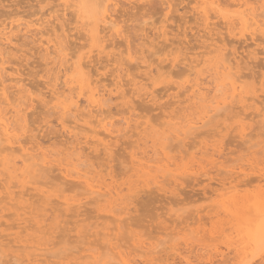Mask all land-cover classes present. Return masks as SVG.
I'll list each match as a JSON object with an SVG mask.
<instances>
[{
    "label": "rangeland",
    "instance_id": "rangeland-1",
    "mask_svg": "<svg viewBox=\"0 0 264 264\" xmlns=\"http://www.w3.org/2000/svg\"><path fill=\"white\" fill-rule=\"evenodd\" d=\"M69 1L71 2V0ZM69 1L66 0V3ZM113 1L117 2L114 14L116 18L118 17V27L120 26V31L122 30L123 32L121 31L118 35L111 34L108 36L109 34H105L103 31L100 32V30H98L99 34H102V40L98 33L95 36L97 38L96 40L86 37L88 33L83 29L84 25H81L86 21H91V19L92 21L89 22L91 23V27L95 24L99 25L103 11L102 8H95L94 13L92 12V14H90L87 5L84 4L81 10V20L76 18L74 15L75 13L71 9H69L70 11H66L67 17L57 18L60 24L64 23L63 26L66 28L65 31L67 34L69 33L67 36L70 37V39L66 37L67 41L65 39L66 42H64L65 45L67 44L66 46H68L67 52L75 55L72 61L76 64L78 61L81 62L83 67L88 63V69H83L86 77L90 80L92 78L96 80L99 79V81L95 83V80H93L91 86L97 83V88L101 89L106 85L108 89H113L115 87V82H117L116 80L123 75V70L125 69L124 65L126 67L125 70L128 75L124 70L125 75L120 78V80L122 79L121 84L123 83L122 90L121 88L119 89L122 93L125 91V98L123 97V99L120 97V92L118 90V92L114 91V89L112 93H110V97L107 98L106 95L107 100L105 103L108 104V106L105 104L103 107V109L105 108L111 113L109 114L106 110H104L106 111L105 114L103 112L107 117L108 114L110 115L109 119L111 117L110 121H113L114 124L116 123L115 127L124 128L122 130L120 129V132H115L117 135L112 134L111 136H107L105 133H97V131L101 132L102 128L100 126H95L97 125L95 118H93V120L96 123L94 121H92V125L89 123V125L94 128L93 130L85 127L82 130L75 128L76 130L71 132V128L70 134L67 133L68 131H65V134L61 126H59L58 119L55 118L57 117L54 113L55 111L53 112L52 110L51 112V106L55 102V98H53V100L50 99L51 96L49 98L48 93L50 92H48V89L52 88L51 83L54 84V79L55 90L59 91V93H66L65 84L63 86L64 75L62 74L65 73V71H63L62 68H66L70 76L76 75L75 77L77 81L79 78L80 83V77L77 73L75 63L72 64L68 62L64 64L65 67L64 65L59 66L57 63L58 59L55 58V63L53 64L50 60L54 55L45 54V50L40 47L41 41H39V39L42 40L44 37H49L48 31L53 29L55 31L59 30L56 34L60 33V24H58L59 22L54 18L55 16L53 14H55V12L52 13V11L60 8L58 4H61V0H0V21L2 22L4 19V23H8L12 18L14 20L17 17L26 18L27 20H29V18L35 19L43 13L41 16L43 18H41L43 20L42 26H33V30L30 32L13 30V45L10 47L12 50L9 48V57L11 56L10 58H14L12 60L15 62H12V60L8 62V59H10L8 54L4 57L3 63L0 60V83L4 85L7 84L8 86L11 85L12 82L14 84L15 78H22L21 83L29 88L28 91L32 93L31 98L34 99L32 101V106L28 110L30 114L27 113L28 115L26 117L29 120H26L28 127L26 124L27 128L25 133L22 134L21 140L23 139L22 142L24 143L25 141L26 144L31 141V144H27V146L30 145V147H33L36 142L38 143L40 141L41 146L38 143L40 149L39 147L38 149L34 147L35 150H38V153L39 150L40 152L45 151L50 154L54 153L53 155L51 154L53 157L48 153L49 158H53L55 161L58 159V162L52 159V164L45 166L41 171H35V176L21 177L22 179L19 178V175L16 176L18 178L10 177L11 179H5V177H7L4 176L6 173L2 174V172L4 173L5 171H1L2 166L0 165V264H18L21 262V258H23V264H26L29 262V260H27L30 259L29 257L32 258L31 260H33V258L34 260L35 258L38 260L41 259L40 264H61L62 262H65L63 264H67L68 260L72 262V264L73 262L75 264H107L108 262V264H112L111 261L115 262L113 264H118L119 261L117 259L124 258L122 253L124 256L128 255L127 260H131L132 264H239V262L244 259L251 260L252 264H264V255L260 253L256 244L253 242L256 235V226L259 224L260 217L258 211H255L256 209L252 208V206H250L251 210L249 208L247 209V206L249 207V203L252 202L251 200H254L255 197H261L260 199L264 201V116L262 113H258L260 109L264 111V37L259 36L257 39L258 42L256 41L258 44L255 45L248 37L239 34L241 31V33L247 34V30L245 31L240 26L234 29L236 31L233 36L221 26L224 21L215 16H213L211 20L216 22H211V24H213H210L209 29H212L215 24L216 27L222 29H213L215 32L213 30H211L212 32L209 31L208 28L206 29L209 25L204 26L203 23L200 24L202 20L196 11L199 3L195 0ZM247 1H250L249 5L260 3L259 0ZM241 2H246V0H241ZM233 6L225 1L222 2V10L225 11H222V13L225 15L229 14L228 11L232 12L235 9ZM258 6L259 9H257ZM254 7L256 6L254 5ZM257 8V12H261L262 8H260V5H257ZM48 9L50 10L48 11ZM44 12L46 14H44ZM210 12V14H212V11ZM9 15L12 18H9ZM87 17H89V20ZM92 17H95L97 20L95 18L94 20ZM83 18H85V21ZM69 19L72 21L70 22ZM44 25L47 28H44ZM238 27H240L239 30H237ZM44 29L45 31L48 30L47 34L41 36V33H46ZM218 29L220 31H218ZM102 32L106 35L104 39H106V41L108 40L107 45H111L107 47L103 45L105 41L102 36L105 35ZM219 32H221V35H219ZM50 33L54 35L53 32ZM210 33H218L217 35H212L214 41L216 40V44L221 43L219 40L221 36L222 39L224 38L223 41H225V43L222 42L221 44L223 46L226 44L224 47L226 51L223 50V53L224 51H230V54L232 51H235V55L240 59L239 66L242 67H240L241 71L239 73L240 77L238 83L243 88H241L242 99L239 100L237 96L236 100H232L227 108L223 111L221 110L223 112L222 116H220L221 112H219V116L211 117L212 119H208L203 126L191 130L190 133H185L187 136L181 134L182 136H179L181 140L178 138L181 141L179 143V141L173 139V127L171 126V122L174 123L177 121L175 125H172L178 127L179 124L182 123L180 119L184 118L181 117L185 114L190 118L194 117V115L195 117H199L201 115L200 113L203 111L201 107L204 105V102H201L198 97L195 99L200 100H197L200 103L196 100L193 101L194 97L190 96V78H192V82L194 76L197 82L203 81L201 82L202 84H200L205 88L203 91L208 90L209 97L212 94L210 92L211 88H213L212 86L216 81L211 77L215 76L212 72L213 69H211V73L209 72L210 64L208 66V71L206 70V65L208 64L206 58L214 55L210 52L215 44L214 41L213 43L211 42ZM56 34L55 36H57ZM49 35L50 38H55V36ZM59 35H61V33ZM86 38H88V40L90 39L89 42L86 41ZM99 39L101 41H99ZM98 44L101 47H98ZM80 45L84 47H80ZM103 46L106 48H103ZM242 46H245V49ZM246 47L252 51L250 50L249 52V50H246ZM97 48L101 49V53L98 52L99 50L97 51ZM157 48L161 49L157 51ZM243 50L245 52L247 51L246 57H244L246 53ZM253 50L256 52H253ZM241 52L242 54H240ZM80 53H82V55L85 54V56L91 55L92 58L91 56H86L88 59L86 57L82 58L83 56ZM249 53H252L253 57H255V53H257V58L255 57L253 59L251 57L252 55L248 57ZM118 56L120 61H127V64L121 62L123 63L122 68L124 69L120 72L119 70L121 69H114V67H116L115 65L119 64L116 63L120 62L117 60ZM141 58L143 60H141ZM116 60L117 62H115ZM200 60H204L207 64L205 66L201 65L203 61ZM84 61H86V63ZM191 61H194L193 63L199 61L201 64L197 65L199 67L193 66L191 69ZM47 63L48 65H46ZM147 63H149V66ZM84 64L86 65L84 66ZM68 65L69 67H67ZM157 65L159 66L158 71L156 70ZM3 66L4 68H2ZM12 68H14V71ZM155 70L157 72H155ZM116 71H118V73ZM71 72L76 73L73 75ZM88 73H91V75ZM146 73L148 76H146ZM158 73L160 74L158 75ZM195 73L198 74V76H196ZM199 73L201 75H199ZM116 74L119 75L118 78H115L117 77ZM49 75L52 79H50L51 77ZM92 75L94 77H91ZM218 76L219 75L214 77V79L216 78L217 81L219 80L220 82L225 81L223 75L219 77L220 79L217 78ZM137 77H141L140 79H143V81L139 79L136 80L135 78ZM145 77L149 78L146 80ZM130 78L131 80L134 78L135 82L142 81V83H145L144 88L145 90L147 89V91L142 87L143 84L139 86V88L142 87L143 89L142 91L140 90L141 88L139 89V92L141 91L140 93L142 94H140V97L139 94L136 93L138 91L137 89V91L133 90L138 96L132 93L133 80L130 81ZM125 81L130 82L126 83ZM219 81L217 83H220ZM125 83L127 85H124ZM13 84L8 87V91L9 89L11 90L10 95L11 92H15L16 89L13 87ZM50 84L51 86H49ZM81 84H84V82H81ZM99 84L103 85L101 86ZM177 85L181 86L178 87ZM227 85L228 84H226V86ZM223 87H225V85ZM227 87L229 88V85ZM186 88L189 91H187ZM228 88L225 87V89ZM43 91H45V93ZM66 91L68 92V90ZM144 94L150 95L149 98L146 95L144 96ZM80 96V98H75L79 101L77 102L79 106L77 109L78 111H76L79 112L81 110L82 112L79 113L82 114L87 110V101L85 100L87 95L85 97L83 95ZM250 96H256V100H258H255L256 103L254 105H251L252 102L250 98L248 100ZM191 97L193 102L191 101ZM82 98H84V100ZM44 99H46V101H44ZM47 99L50 100L51 103H47ZM127 99H129L128 102ZM259 100H263V103H260ZM46 103L49 104L51 108H49ZM197 104L200 105L198 106ZM255 105L259 107L253 108ZM128 106L129 108L133 106V108L128 110ZM187 107L190 108L188 109ZM76 111L74 112L75 115L77 113ZM79 113H77V115H79ZM174 115L177 116L175 117ZM84 117H86V115ZM125 117L129 120L131 119L129 121L130 124L129 122L128 124L125 123L127 122L125 120H128ZM242 117L244 119H242ZM123 118H125V120ZM122 119L125 121L124 123ZM184 119L183 121L186 122L187 120ZM184 124L182 123L181 125ZM57 125L59 127H57ZM128 125H130V127ZM217 125L218 127H216ZM144 127L145 129H143ZM166 127L169 130L166 129ZM27 129L30 131L28 132ZM184 129H186V127ZM84 131H86V139L84 138L85 133H81ZM73 133L75 134L73 135ZM165 133L171 134L169 142L166 139L167 137H165ZM115 135L119 138H116ZM25 137L29 140L27 141ZM97 137L100 139L103 138L107 143L108 141L112 143V141L116 139L114 142L117 143L113 142L112 148L109 144V149L111 150H109V152L107 150L106 152V148H102V146L105 145V141H101L102 145H100V142L97 143L99 140H97ZM105 137L106 139H104ZM107 137H109L108 140ZM110 138L112 139L110 140ZM2 142L4 141L0 138V148L5 144V142L3 144ZM175 142L178 143L175 145ZM26 144L24 145L26 146ZM32 144L33 146H31ZM27 148L30 149L29 147ZM41 148L43 151H41ZM0 150V155L2 157V149ZM132 152H134V154L136 153L138 157ZM155 152H157V154ZM164 152L165 154H163ZM132 154L137 157L136 159L144 155V159L146 158L149 160L151 157V159L156 158V161L155 159L152 160V162L151 159L150 161L141 160L140 162L144 164L143 170L140 165H138V167L136 166L135 162L137 161L136 159L133 160ZM17 155L18 154H16V156ZM77 155L79 156L78 162L82 160L81 165H77L78 168L86 170L91 169L89 174L91 173L92 176H95L93 179H100V182H103L101 177L105 175L103 178L106 179V183H111L107 186H111L112 183L113 185L111 187H114V185L116 187L118 186L117 188L114 187L110 189V198H115L111 199L115 201V205L112 201L110 202L111 204L113 203L112 205L104 201L106 204L105 206L108 205L106 208L103 206L104 204L102 205L103 201H101L102 203L100 201L97 203L94 202L99 198L95 197L94 200V196L92 195H90L91 198L90 196L89 198L86 197L88 194L85 193L82 179H80V181L74 176L75 178L72 177L70 179L67 178L68 180H63L64 176L62 175L64 174L61 168H59V163L66 161L63 160L65 157L68 158L70 156L72 159V157L76 158ZM163 155L173 159L169 160V158ZM160 157L165 158L163 159ZM130 158L135 161L133 162L135 165L131 163L132 161ZM147 162L150 164L152 163L151 165H153V168L150 165L145 167L146 164H149ZM65 163L66 162L63 164ZM165 163H169L168 166L165 165ZM71 167L69 168L71 169ZM135 167L136 171L134 170ZM147 167L149 170L146 169ZM157 167L159 168L158 170L156 169ZM184 167L187 168L185 169ZM73 168L74 167H72V169ZM137 168L139 170H137ZM92 170L95 172L92 173ZM99 171L103 174L98 175ZM137 171H140L137 173L138 176L136 175ZM163 171H166V177ZM15 173L17 174V171ZM89 174L87 176H89ZM95 174L100 176V178ZM177 175L178 178L176 177ZM55 179H57V181H55ZM71 180L73 181L71 182ZM77 180H79L81 184H79ZM98 180L96 179V182H94L98 183ZM7 186L10 188L7 189ZM47 189H50L49 192L47 191L50 195L48 198H46L47 195L45 197V195H41L40 193V190L46 191ZM116 192H121V195L119 194L120 197H118ZM12 195H15L16 197L14 196V198L16 199L12 198ZM18 196L20 197V201L18 200ZM66 199L69 200V205L64 203ZM236 199H239V205ZM242 200H246V203ZM110 206L113 208L110 209ZM249 213L252 214V216ZM253 224H256V226ZM113 244L114 246L117 245L119 251L116 248L113 249ZM110 247L112 248L110 249ZM95 250L98 255H100L99 257L94 258L91 256ZM112 251L116 253L120 252V254H117L118 258L114 256L116 255L115 253L112 254ZM254 252L255 255H253ZM74 253L80 258L81 256L83 257L78 259ZM88 253L92 258L87 256ZM85 254H87V257ZM41 257H44L45 260ZM72 257L74 258L72 259ZM50 260H54L55 263ZM38 263L35 261L33 264Z\"/></svg>",
    "mask_w": 264,
    "mask_h": 264
},
{
    "label": "bare ground",
    "instance_id": "bare-ground-1",
    "mask_svg": "<svg viewBox=\"0 0 264 264\" xmlns=\"http://www.w3.org/2000/svg\"><path fill=\"white\" fill-rule=\"evenodd\" d=\"M69 1V0H68ZM141 1V0H140ZM196 2H198L199 3V6L197 5V8H196V11L198 12V14H199V16L201 17V23L200 24H204V26H207V25H209V27H206V29L208 28V30L209 31H211V30H213V29H217V28H219V27H216L215 25L212 27V29H209L210 28V24H211V22H216V21H212L211 19H212V17L213 16H215V17H217L218 19L220 18L221 20H223L224 22H223V25H221L222 27H224L226 30H227V32H229V34H232L233 36H234V33H235V31L236 30H234L237 26H240L242 29H244L246 32H247V34H245V33H241V32H239V34H241L242 36H244V37H248L255 45H257L258 43V41H257V39H258V37L260 36V37H264V0H259L260 1V3L259 4H253V5H249V2L246 0V2H241V0H195ZM226 2V3H228V4H230V5H234L233 6V8L235 7V9L231 12V11H228L229 12V14H224V13H222V2ZM252 1H254V0H252ZM256 1V0H255ZM258 1V2H259ZM70 2V1H69ZM69 2H67L66 3V0H61V4H58V7L60 6V8H57V9H53L52 7V9L54 10V11H52V13L53 12H55V14H53L55 17V19L59 22V20L58 19H60V17H64L65 18V16H66V11H68L69 9H71V10H73V12L75 13L74 15L76 16V18H78L79 20H81L82 19V13H81V10L83 9L82 7H84L83 5L84 4H86L87 5V8H88V12L90 13V14H92V12L94 13V10H95V7H93V5H107L108 7L107 8H104V7H101L102 9H103V11H102V16H101V19H100V23H99V25L98 24H95L94 26H90V24L91 23H89V22H91L92 21V19H91V21L89 20V17H87L88 18V22L86 21V22H84V24L82 23L81 25L83 26L84 25V27H83V29L88 33V34H86L85 32V34L87 35L86 37H89V38H91V39H93V36H92V33L93 32H95L96 33V35H97V33L99 34V31L98 30H100V32L101 31H103L105 34L107 33V34H109L108 36H110L111 34H120L121 33V31H120V26L118 27V24H119V20L115 17V14H114V10H115V5H116V3L117 2H115V1H113V0H74V1H72L71 0V2L69 3ZM94 2V3H93ZM120 2V1H119ZM248 2V3H247ZM93 3V4H92ZM251 3H253V2H251ZM55 5H57V4H55ZM54 5V6H55ZM119 5V4H118ZM254 5L256 6V7H254ZM257 5H260V8H262L261 9V12H257V9H259V6H258V8H257ZM170 6V5H169ZM225 6V5H224ZM117 7V6H116ZM165 7V6H164ZM163 7V8H164ZM241 7H243V8H241ZM119 8V7H118ZM166 8V7H165ZM257 8V9H256ZM100 9V8H99ZM117 9V8H116ZM172 9V8H171ZM50 9H48V11H49ZM87 10V9H86ZM118 10V9H117ZM7 11V10H6ZM70 11V10H69ZM116 11V10H115ZM172 11V10H171ZM210 11H212V14H210L211 12ZM105 12H107V15H105ZM223 12H225V11H223ZM227 12V11H226ZM10 13V12H9ZM21 13V12H20ZM23 13V12H22ZM42 13V12H41ZM50 13H51V11H50ZM43 14V13H42ZM42 14H41V16H42ZM44 14H46L45 12H44ZM71 14V13H70ZM22 15V14H21ZM26 15V14H25ZM94 15V14H93ZM194 15V14H193ZM34 16V15H33ZM40 15L37 17V18H35V19H30L29 17V20H27L26 18H21V17H17V18H15L14 20H13V18L9 15V18H12V20H10V21H8V23L6 24V23H4L3 22V20H2V22L0 21V60L2 61V63L4 62V57L8 54V57H9V48L13 45V30H18V31H22V30H24V31H28V32H30L31 30H33L32 29V27L33 26H42V24H43V18L41 17ZM52 16V15H51ZM72 16V15H71ZM84 16H86V15H84ZM83 16V17H84ZM88 16V15H87ZM91 16V15H90ZM117 16V15H116ZM119 16V15H118ZM8 17V16H7ZM6 17V18H7ZM47 17V16H46ZM67 17V16H66ZM5 18V19H6ZM42 18V19H41ZM58 18V19H57ZM86 18V19H87ZM93 19L95 18V17H92ZM198 18V17H197ZM8 19V18H7ZM73 19V18H72ZM96 19V18H95ZM94 19V20H95ZM217 19V20H218ZM48 20V19H47ZM70 20V19H69ZM83 20L85 21V18H83ZM97 20V19H96ZM118 20V21H117ZM211 20V21H210ZM46 21V20H45ZM68 21V20H67ZM72 20H70V22H71ZM219 21V20H218ZM46 22H48V21H46ZM53 22V21H52ZM66 22V21H65ZM54 23V22H53ZM96 23V22H95ZM98 23V22H97ZM45 24V23H44ZM49 24V23H48ZM58 24H60V22L58 23ZM64 24V23H63ZM63 24H60V33H61V35H59V34H56V32L57 31H59V30H57V31H55V30H50V31H48V33L49 34H51V36L53 35L52 33H50V32H53L54 33V35L53 36H55V34L57 35V36H55V38H53V37H51L50 38V35L48 34V36L49 37H47V38H43L42 40H40L39 39V41H41V46L40 47H42L44 50H45V54H47V55H51V54H53L54 55V57H52L51 58V60H50V62H52L53 64L55 63V58L56 59H58L57 60V63L59 64V66H63L64 64H67L68 62H70V63H72V64H74L75 62H73L72 60H73V58L75 57V55L74 54H70L69 52H67L68 50V46H66L65 45V42L67 41V39H66V37H68L67 35L69 34H67L66 33V28H65V26H63ZM213 24V23H212ZM211 24V25H212ZM51 25V24H50ZM53 25H55V24H53ZM71 25V24H70ZM217 25H218V23H217ZM219 25H220V23H219ZM46 26H48V25H46ZM78 26V25H77ZM98 26H101V27H98ZM56 27H57V29H58V26L56 25ZM80 27V26H79ZM240 27H238V29L237 30H239V28ZM44 28H47V27H45V25H44ZM68 28H69V26H68ZM72 28V27H71ZM98 28H100V29H98ZM204 28V27H203ZM223 28V29H224ZM81 29V28H80ZM117 29H119V31H117ZM205 29V28H204ZM219 29H222V28H219ZM218 29V31H220ZM225 30V31H226ZM234 30V31H233ZM36 31V30H35ZM47 31H45V29H44V32H46V33H41L40 35L42 36L43 34H47ZM55 31V32H54ZM214 31V30H213ZM217 31V30H216ZM224 31V32H225ZM68 32V31H67ZM102 32V33H103ZM123 32V31H122ZM165 32V31H164ZM206 32V31H205ZM212 32V31H211ZM215 32V31H214ZM223 32V33H224ZM226 32V33H227ZM16 33V32H15ZM37 33V32H36ZM35 33V34H36ZM82 33V32H81ZM103 33V34H104ZM207 33V32H206ZM221 32H219V35H221L220 34ZM237 33V32H236ZM17 34V33H16ZM104 34V35H105ZM211 34V33H210ZM214 34H216V33H214ZM214 34H211V39H212V41H211V39H210V41L213 43V41H214V38H212V35H214ZM218 34V33H217ZM216 34V35H217ZM225 34V33H224ZM245 34V35H244ZM38 35V34H37ZM59 35V36H58ZM79 35V34H78ZM84 35V34H83ZM95 35V36H96ZM102 35V34H101ZM101 35L99 34V36H100V39H101ZM223 35V34H222ZM247 35V36H246ZM22 36H24V35H22ZM206 36V35H205ZM210 36V35H209ZM20 37H21V35H20ZM19 37V38H20ZM115 37V36H114ZM113 37V38H114ZM220 37V36H219ZM226 37V36H225ZM26 38V37H25ZM39 38V37H38ZM69 39H70V37H68ZM102 38H103V40L105 41V43H106V45H105V43L103 42V45L104 46H109V45H111V44H108L107 45V41H106V39H104V38H106V35L105 36H102ZM162 38H164V37H162ZM215 38H217V37H215ZM221 38V39H220ZM219 38V40L221 41V43L223 42V43H225V41H223V39H222V36ZM55 39V40H54ZM65 39H66V41H65ZM83 39V38H82ZM87 40L86 41H88L89 42V40H88V38H86ZM97 38L95 37V40H96ZM99 39V41H101ZM218 39V38H217ZM246 39V38H245ZM111 40V39H110ZM219 40H217V41H219ZM227 40V39H226ZM18 41V40H17ZM38 41V42H39ZM65 41V42H64ZM92 41V40H91ZM219 41V42H220ZM239 41H240V39H239ZM257 41V42H256ZM69 42V41H68ZM87 42V43H88ZM110 42V41H109ZM215 42V44L213 45L214 47L212 48V46H211V50H210V52L212 53V55L213 56H209L208 58H206L208 61H204V60H206V59H204V60H200V61H203L202 63L203 64H201L199 61L198 62H196V63H193L192 61H191V63L190 64H192V67H191V69L193 68V66L195 67H199V66H197V65H206V67H207V71H208V69L210 70L209 72L211 73V69H213L212 70V72L215 74V76L214 77H216L217 75H219L217 78H219L220 76H222L223 75V79H225V81H223V82H220L219 80V82L220 83H217L218 81H217V79L215 78L214 79V77L213 76H211V74H210V76L213 78V80L215 81V83H214V85L212 86L213 88H211V96L209 97V94H208V90H206V91H203L205 88H203L202 86H201V82H203V81H199V82H197L196 81V77L194 76L193 77V82H192V78H190V80H189V82L191 83L190 84V96H192V97H194V100L193 101H197L198 99H200L201 100V102H204V105L202 106V107H204V108H202L201 107V109L203 110L202 111V113H200L201 115L199 116V117H195V115H194V117H192V118H190L189 116V119H188V117L186 116V114L184 115V116H182L181 118H183L184 120H187L186 122L185 121H183V119H180V120H182V123L184 124V122H185V124L184 125H181L182 123H181V121H180V123L181 124H179V122H178V124H179V126L178 127H174L173 125H175L176 124V122L177 121H175L174 123L173 122H171L172 124H171V126L173 127V129H172V134H173V139H176L177 141H179V143L181 142L180 140H181V138L179 137V136H182V135H184L185 133H190V131L191 130H194V129H196V128H198V127H200V126H203V124H205L207 121H208V119H210L211 117H213V116H219L220 114V116H222V111L225 109V108H227L228 106H229V104L232 102V100H236V98H237V96H238V98H239V100H241L242 99V97H241V88H242V86L238 83V79H239V77H240V75H239V73H240V67H242V66H239V60L240 59H238V57H237V55H235L236 53H235V51H232L230 54H229V52L230 51H228V52H225L226 50H225V46H226V44L223 46L221 43H217L216 44V40L214 41ZM261 42V41H260ZM259 42V43H260ZM84 44V43H83ZM89 44V43H88ZM114 44V43H113ZM112 44V45H113ZM211 44V43H210ZM209 44V45H210ZM34 45V44H33ZM90 45V44H89ZM88 45V46H89ZM102 45V44H101ZM208 45V46H209ZM39 46V45H38ZM100 45L98 44V47H99ZM103 46V48H106V47H104ZM249 46V45H248ZM39 47V48H40ZM80 47H84V46H81L80 45ZM90 47V46H89ZM101 47V46H100ZM206 47V46H205ZM229 47V46H228ZM240 47V46H239ZM243 47V46H242ZM245 47V46H244ZM243 47V48H244ZM38 48V49H39ZM103 48H102V51H103ZM114 48H115V46H114ZM126 48H128V47H126ZM227 48V47H226ZM236 48H238V47H236ZM247 48V47H246ZM250 48V47H249ZM251 48H254V47H251ZM159 49H161V48H159ZM159 49L157 48V51H159ZM164 49V48H163ZM228 49V48H227ZM240 49V48H239ZM245 49V48H244ZM256 49H258V48H256ZM255 49V50H256ZM10 50H12L11 48H10ZM43 50V51H44ZM99 50V51H98ZM130 50V49H129ZM223 50H225L224 51V53H223ZM246 50H249L248 48L246 49ZM251 50V49H250ZM250 50H249V52H250ZM255 50H253V52L255 51ZM259 50V49H258ZM97 51L99 52V53H101V49H98L97 48ZM209 51V50H208ZM240 51V50H239ZM244 51V50H243ZM252 51V50H251ZM245 52V51H244ZM247 52V51H246ZM245 52V53H246ZM252 52V53H253ZM256 52V51H255ZM11 53V52H10ZM86 53V52H85ZM113 53V52H112ZM143 53V52H142ZM205 53V52H204ZM209 53V52H208ZM227 53V54H226ZM238 53V52H237ZM252 53L250 54L249 53V55H248V57L249 56H251L252 55ZM12 54V53H11ZM79 54V53H78ZM81 55H82V53H80ZM92 54V53H91ZM105 54V53H104ZM107 54V53H106ZM226 54V55H225ZM240 54H242V52L240 53ZM256 54V58H257V53H255ZM113 55V54H112ZM13 56V55H12ZM83 57L82 58H84V57H86L85 56V54H83L82 55ZM91 56V55H90ZM89 55L87 56V57H90ZM103 56V55H102ZM247 56V53H246V55L244 56V57H246ZM7 57V58H8ZM11 57V56H10ZM9 57V58H10ZM86 57V58H87ZM101 57V56H100ZM253 59L255 58V57H253V55L251 56ZM77 58H78V56H77ZM85 58V59H86ZM91 58H92V56H91ZM119 58V56L117 57V60H119L118 59ZM142 58H143V56H142ZM141 58V60H143ZM12 59H14V58H10V59H8L9 61L8 62H10V60H12ZM42 59V58H41ZM47 59V58H46ZM84 59V60H85ZM88 59V58H87ZM108 59V58H107ZM114 59H116V58H114ZM124 59V58H123ZM77 60V59H76ZM96 60V59H95ZM111 60V59H110ZM117 60L115 61V62H117ZM124 60H126V59H124ZM128 60V59H127ZM145 60V59H144ZM242 60V59H241ZM6 61V60H5ZM72 61V62H71ZM78 61V60H77ZM76 61V62H77ZM81 61H82V59H81ZM89 61V60H88ZM120 61V60H119ZM130 61V60H129ZM171 61H173V60H171ZM176 61V60H175ZM12 62H15V61H13L12 60ZM48 62V61H47ZM50 62H49V64H50ZM85 63H86V61H84ZM90 62V61H89ZM93 62V61H92ZM95 62V61H94ZM113 62V61H112ZM121 62H123V61H120V62H117L116 64H118V65H115L116 67H114V69L115 70H118V69H121V70H119V72L120 71H122V69H126V67H125V65H124V68H122L123 67V63H125V64H127V61L126 62H123V63H121ZM140 62H144V61H140ZM147 62V61H146ZM145 62V63H146ZM153 63V62H152ZM174 63H176V62H174ZM205 63V64H204ZM144 64V63H143ZM142 64V65H143ZM148 64V66H149V63H147ZM209 64L211 65L209 68H208V66H209ZM44 65V64H43ZM46 65H48V63L46 64ZM51 65V64H50ZM86 64H84V66H85ZM87 65H88V63H87ZM87 65L85 66V67H83L82 66V63L81 62H77V64L75 63V66H76V68H77V73H78V75H79V77H80V83H79V78H78V81H77V79H76V75H74V73H76V72H71V74H73L74 76H70L69 75V73H67L68 72V70L66 69V68H62L63 69V71H65V73H62L64 76H63V78H64V83H63V86H64V84H65V87H66V90H68V92L65 90V92L67 93H64V92H60L59 93V91H56L55 90V79H54V84L53 83H51L52 84V88H49L48 89V92H50V93H48L49 94V98H50V96H51V100H53V98H55V102L52 104V109H51V112H52V110H53V112L55 113V115H57V117H55L56 119H58V122H59V126H61V129H62V131L65 133V131L68 133V134H70V129L72 128V130H71V132L72 131H74V130H76L75 128H78V129H80V130H82V129H84L85 127H88L89 129H91V130H93L94 128H92L90 125H89V123L91 124L92 123V121H94L93 120V118H95L96 119V124L97 125H95V126H100L101 128H102V131L101 132H98L97 131V133H105V135H107V136H111L112 134L114 135V134H116L115 132H120L122 129L121 128H116L115 127V124L113 123V121H110V119H111V117H110V119H109V114H111V113H109V111H107L105 108L103 109V107H104V105L106 104L105 102H106V100H107V98L108 97H110V93H112V90H114V91H119V89L121 88V90H122V86H123V83L121 84V80H120V78L123 76V75H125V73H124V70H123V75L122 76H120V78L118 79L119 80V82H118V80H116V79H114V80H116L117 82H115V87L113 88V89H108L107 88V86H106V88H105V86H103L101 89L100 88H97L96 86L98 85L97 83V85L95 84L94 86H91V84L93 83V80H95L94 81V83L95 82H97V81H99V79H95V78H92L91 80L88 78V77H86V75L84 74V71H83V69H85V68H87ZM138 65H139V63H138ZM141 65V66H142ZM154 65V64H153ZM171 65H172V63H171ZM175 65V64H174ZM6 66V65H5ZM118 66V67H117ZM127 66V65H126ZM144 66H145V64H144ZM150 66H152V65H150ZM239 66V67H238ZM53 67V66H52ZM64 67H65V65H64ZM67 67H69V65L67 66ZM90 67H91V65H90ZM143 67V66H142ZM155 67V66H154ZM159 66L157 65V71L159 70V68H158ZM170 67V66H169ZM172 67V66H171ZM205 67V68H206ZM2 68H4V66L2 67ZM54 68V67H53ZM59 68V67H58ZM61 68V67H60ZM117 68V69H116ZM151 68V67H150ZM153 68V67H152ZM189 68H190V66H189ZM14 68H12V70H13ZM61 69V70H62ZM65 69V70H64ZM88 69V68H87ZM145 69H146V67H145ZM154 69V68H153ZM7 70V69H6ZM47 70V69H46ZM72 70H76V69H72ZM147 70V69H146ZM155 70V72H157ZM14 71V70H13ZM51 71V70H50ZM57 71V70H56ZM71 71V70H70ZM126 71V70H125ZM152 71V70H151ZM3 72H4V70H3ZM52 72V71H51ZM117 73H118V71H116ZM146 72V71H145ZM68 75H67V74ZM126 73H127V71H126ZM197 73V72H196ZM195 73V75L196 76H198V74H196ZM212 73V74H213ZM19 74H20V72H19ZM50 74V73H49ZM57 74V73H56ZM61 74V75H62ZM89 74V73H88ZM120 74V73H119ZM147 74V73H146ZM145 74V75H146ZM160 73H158V75H159ZM213 74V75H214ZM54 75V74H53ZM58 75H60V74H58ZM89 75H91V73L89 74ZM115 75V74H114ZM117 75V74H116ZM121 75V74H120ZM127 75H128V73H127ZM153 75H154V73H153ZM199 75H201L200 73H199ZM50 76V75H49ZM56 76V75H55ZM146 76H148V74L146 75ZM46 77V76H45ZM51 77V76H50ZM91 77H94L93 75L91 76ZM119 77V75H117V77H115V78H118ZM126 77V76H125ZM134 77V76H133ZM136 77V76H135ZM141 78V77H140ZM140 78H135L136 80L137 79H139V80H142L143 81V79H140ZM146 78V80L149 78V77H145ZM155 78V77H154ZM158 78V77H157ZM198 78V77H197ZM211 78V79H212ZM16 80H15V82H14V84H13V82H12V84H13V87H15L16 89H15V92H11V95H10V89H9V91H8V87L9 86H11V85H8L7 86V84L6 85H4V84H2V83H0L1 85H0V138H2L3 139V141L5 142V144H3L4 142H2V144H3V147H1L0 149H2V157H1V155H0V165L2 166V170L1 171H5L4 173L2 172V174H5L4 176H7V177H5V179L6 178H10V177H12V178H18V177H16V176H20L19 178H25L26 176H29V177H31V176H35L36 174L34 173L35 171H38V170H42L45 166H47V165H49V164H52V162H53V160L55 161V159H53V158H49V156H48V153L47 152H45V151H43V149L41 148V151H43V152H40V150H39V153H38V150L36 151L35 150V148L36 149H38V147H39V145H40V141L38 142L39 143V145H38V143L36 142L35 144H34V146H33V144L31 145V146H33V147H30V145L29 146H27V144L29 143V142H27V144H26V142L24 141V143L22 142L23 141V139L21 140V136H22V134L23 133H25V131H26V128L28 127V124L26 123L27 121L26 120H28L26 117H27V115L28 114H30V113H28L29 111V109H30V107L32 106V101H33V99L34 98H31V95H32V93H31V91H28V89L29 88H27V86L26 85H24V84H22L21 82H22V78L21 77H18V78H15ZM49 79V78H48ZM50 79H52V77L50 78ZM57 79V78H56ZM62 79V78H61ZM134 78L131 80V78L129 79L130 81H132L133 82V87H132V90L134 89V90H136L137 92V94H139V97H140V92L143 90L142 89V87L144 88L145 86H144V82L142 83V81H134L135 80ZM195 79V80H194ZM210 79V80H211ZM220 79V78H219ZM12 80V79H11ZM124 80V79H123ZM198 80H199V78H198ZM46 81V80H45ZM52 81V80H51ZM129 81V82H130ZM149 81H151V80H149ZM4 82V81H3ZM48 82H50V81H48ZM81 82H84V84H81ZM126 82V81H125ZM128 82V81H127ZM126 82V83H127ZM128 82V83H129ZM140 84H139V83ZM209 82V81H208ZM213 82V81H212ZM28 83V82H27ZM99 83V82H98ZM124 84V85H127V84ZM201 83V84H200ZM47 84V83H46ZM51 84L49 85V86H51ZM131 84V83H130ZM139 84V85H138ZM143 84V86L142 87H140L139 88V86L140 85H142ZM212 84V83H211ZM210 84V85H211ZM226 84H228L229 85V88L226 86ZM263 84H264V81H263ZM99 85H103V84H99ZM109 85V84H108ZM111 85V84H110ZM129 85V84H128ZM147 85V84H146ZM151 85V84H150ZM179 85V84H178ZM177 85V86H178ZM225 85V87L226 88H228V89H225V87H223ZM131 86V85H130ZM181 86V85H180ZM180 86H178V87H180ZM183 86V85H182ZM188 86H189V84H188ZM12 87V88H13ZM98 87H100V86H98ZM126 87V86H125ZM129 87V86H128ZM176 87V86H175ZM177 87V88H178ZM205 87H207V86H205ZM203 88V89H202ZM75 89H77V90H75ZM127 89V88H126ZM130 89H131V87H130ZM139 89L141 90L140 92H139ZM181 89V88H180ZM187 89V88H186ZM208 89H209V87H208ZM224 89V90H223ZM243 89V88H242ZM76 92H75V91ZM132 91V93H135V91ZM144 90H145V88H144ZM179 90V89H178ZM40 91V90H39ZM60 91H61V89H60ZM64 91V90H63ZM117 91V92H118ZM124 91V90H123ZM129 91V90H128ZM145 91H147V89L145 90ZM144 91V92H145ZM187 91H189L188 89H187ZM44 93H45V91H43ZM120 92V94L119 95H121L120 97H124L126 94H124V92L122 93L121 91H119ZM126 92H127V90H126ZM139 92V93H138ZM144 92H142V93H144ZM154 92V91H153ZM46 93H47V91H46ZM86 93V94H85ZM135 93V96L137 95ZM145 93H147V92H145ZM177 93V92H176ZM208 95H207V94ZM34 94V93H33ZM47 94V95H48ZM85 94V95H84ZM243 94V93H242ZM36 95V94H35ZM80 95H83L84 97L86 96V101H87V112L86 111H84L82 114H80L79 112H82L81 110L79 111V112H77L78 110V103L77 102H79L77 99H75V98H77V97H79ZM106 95H107V98H106ZM142 95V94H141ZM146 94H144V96H145ZM262 95V94H261ZM40 96V95H39ZM38 96V97H39ZM42 96V95H41ZM82 96V97H83ZM138 96V95H137ZM146 96H148V95H146ZM150 96V95H149ZM149 96H148V98H149ZM33 97V96H32ZM45 97V96H44ZM81 97V96H80ZM79 97V98H80ZM133 97V96H132ZM143 97V96H142ZM192 97H191V101H192ZM198 97V99H195V98H197ZM46 98V97H45ZM78 98V99H79ZM125 98V97H124ZM123 98V99H124ZM137 98V97H136ZM249 98H250V100H251V102H252V104L251 105H254L256 102H255V100L257 99L256 98V96H250V97H248V100H249ZM264 98V97H263ZM83 100H84V98H82ZM152 99V98H151ZM189 99V98H188ZM244 99V98H243ZM40 100V99H39ZM43 100V99H42ZM48 100V99H47ZM80 100V99H79ZM122 100V99H121ZM186 100V99H185ZM184 100V101H185ZM200 100H198V101H200ZM238 100V99H237ZM247 100V99H246ZM36 101H38V100H36ZM44 101H46V99H44ZM112 101V100H111ZM125 101H126V99H125ZM129 101V99H127V102ZM192 101V102H193ZM197 101V102H198ZM256 101H258V100H256ZM260 101V103L263 101V100H259ZM124 102V101H123ZM126 102V103H127ZM180 102V101H179ZM196 102V103H197ZM250 102V103H251ZM35 103H37V102H35ZM47 103H51L50 102V100H48V102ZM46 103V104H47ZM132 103V102H131ZM195 103V102H194ZM198 103H200V102H198ZM241 103V102H240ZM263 103V102H262ZM45 104V105H46ZM48 106H49V104H47ZM80 105V104H79ZM83 105V104H82ZM85 105V104H84ZM132 105V104H131ZM134 105V104H133ZM195 105V104H194ZM193 105V106H194ZM198 106L200 105V104H197ZM106 106H108V104H106ZM189 106H190V104H189ZM197 106V107H198ZM256 106V107H255ZM253 108H258L259 106L258 105H255ZM50 106H49V108H51ZM82 107H84V106H82ZM81 107V108H82ZM131 108H133V106H130ZM192 107V106H191ZM250 107H252V106H250ZM47 108V107H46ZM81 108H79V109H81ZM128 108H129V106H128ZM127 108V109H128ZM131 108H129L128 110H130ZM184 108V107H183ZM186 108V107H185ZM188 108V107H187ZM190 108V107H189ZM188 108V109H189ZM48 109V108H47ZM200 109V110H201ZM77 112V113H79V115H77V113H76V115H75V111ZM104 110H106L108 113H106V114H108V117H107V115H104L105 114V112L106 111H104ZM222 110V111H221ZM257 110V109H256ZM261 110H263V109H260V111L258 112L259 114H263V116H264V111H261ZM254 111V110H253ZM86 112V113H85ZM103 112H104V114H103ZM196 112V111H195ZM198 112H200V111H198ZM219 112H221L220 114H219ZM28 113V114H27ZM50 113V112H49ZM57 113V114H56ZM193 113H194V111H193ZM254 113V112H253ZM83 114H85L86 115V117H84L85 115H83ZM192 114V113H191ZM80 115H82V116H80ZM258 115V114H257ZM67 116H69V117H67ZM70 116H71V119H70ZM87 116H88V118H87ZM129 116V115H128ZM175 116V115H174ZM177 116V115H176ZM175 116V117H176ZM248 116V115H247ZM179 117V116H178ZM227 117V116H226ZM67 118V119H66ZM69 118V119H68ZM86 118V119H85ZM90 118H91V120H90ZM121 118V117H120ZM126 118V117H125ZM125 118H123L124 120H125ZM187 118V119H186ZM89 121H91V122H89ZM122 119V120H123ZM126 119H128V118H126ZM173 119V118H172ZM178 119V118H177ZM212 119V118H211ZM225 119V118H224ZM223 119V120H224ZM242 119H244L243 117H242ZM120 120V119H119ZM123 120V123L125 122V121H127V122H125V123H127L128 124V122L131 120H125L124 121ZM215 120V119H214ZM29 121V120H28ZM81 122V123H80ZM211 122V121H210ZM169 123V122H168ZM167 123V124H168ZM221 123V122H220ZM26 124H27V127H26ZM129 124H130V122H129ZM177 124V125H178ZM92 125V124H91ZM94 125V124H93ZM122 125V124H121ZM124 125V124H123ZM58 125H57V127H59ZM129 127H130V125H128ZM125 127H127V126H125ZM128 127V128H129ZM186 127V129H184ZM216 127H218V125L216 126ZM127 128V129H128ZM121 129V130H120ZM143 129H145V127L143 128ZM166 129H168L167 127H166ZM166 129H164V130H166ZM170 129V130H171ZM245 129V128H244ZM169 130V129H168ZM241 130H243V129H241ZM27 131H28V129H27ZM30 131V130H29ZM28 131V132H29ZM96 131V130H95ZM60 132V131H59ZM86 131H84V132H81V133H85ZM164 132V131H163ZM204 132V131H203ZM239 132V131H238ZM61 133V132H60ZM76 133V132H75ZM75 133H73V135L75 134ZM168 133H171V132H168ZM166 134V136L165 137H167L166 139L168 140V142H169V140L171 139L170 138V135L171 134ZM242 133V132H241ZM66 134V133H65ZM164 134V133H163ZM182 134V135H181ZM244 134V133H243ZM78 135V134H77ZM84 135V134H83ZM104 135V134H103ZM117 135V134H116ZM116 135H115V137H116ZM119 135V134H118ZM121 135V134H120ZM168 135V136H167ZM186 136H187V134H185ZM184 135V136H185ZM25 136V135H24ZM36 136V135H35ZM67 136V135H66ZM85 137V139L87 138V136H86V133H85V135H84ZM94 136V135H93ZM96 136H98V135H96ZM113 137V136H112ZM118 137V136H117ZM116 137V138H117ZM161 137H162V135H161ZM165 137H164V139H165ZM23 138V137H22ZM102 138V137H101ZM108 138L109 137H107V140H108ZM119 138V137H118ZM178 138H180V140L178 139ZM25 139H26V137H25ZM81 139H83V138H81ZM100 141H99V140ZM104 139H106V137L104 138ZM112 138H110V140H111ZM172 139V140H173ZM245 139V138H244ZM27 141L29 140V139H26ZM31 140V139H30ZM32 140H33V138H32ZM38 140V139H37ZM78 140H79V138H78ZM97 140H98V142L97 143H99L100 142V145H102V142L101 141H105V140H103V138L102 139H100L99 137H97ZM114 141H116V139L114 140ZM114 141H112V143L114 142ZM87 142V141H86ZM94 142V141H93ZM119 142V141H118ZM183 142V141H182ZM105 143V145H103L102 146V148L104 149V148H106L105 150H106V152H107V150H108V152H109V150H111V149H109V144L111 145V148H112V143H110L109 141H108V143H107V141H105L104 142ZM103 143V144H104ZM114 143H117V142H114ZM170 143H171V141H170ZM169 143V144H170ZM178 143V142H177ZM176 142H175V145L177 144ZM24 144H26V146L27 147H29L30 149H28ZM29 144H31V141H30V143ZM93 145V144H92ZM114 145V144H113ZM181 145V144H180ZM185 145V144H184ZM41 146V145H40ZM168 146V145H167ZM35 147V148H34ZM94 147V146H93ZM69 148V147H68ZM67 148V149H68ZM71 148V147H70ZM139 148V147H138ZM32 149H34V150H32ZM39 149H40V147H39ZM70 150V149H69ZM34 153H33V152ZM74 151V150H73ZM139 151V150H138ZM146 151V150H145ZM145 151H143V152H145ZM0 152H1V150H0ZM19 152V153H18ZM45 152V153H44ZM71 152V151H70ZM69 152V153H70ZM206 152V151H205ZM204 152V153H205ZM4 153V154H3ZM47 153V154H46ZM133 154H134V152H132ZM139 153V152H138ZM147 153V152H146ZM156 154H157V152H155ZM1 154V153H0ZM14 154V155H13ZM16 154H18L17 156H16ZM52 154V153H51ZM50 153H49V155L51 156V157H53L52 155L54 154H52L51 155ZM68 154V153H67ZM71 154L73 155V153L71 152ZM80 154V153H79ZM131 155V156H133V160H135L138 156L136 155V153L134 154L135 156H137V157H135L134 155ZM143 154V153H142ZM163 154H165V152L163 153ZM75 155V154H74ZM207 155V154H206ZM131 156H129V157H131ZM163 156H165V155H163ZM79 156L77 155V157L75 158H73L72 157V159H71V157L69 156L68 158L67 157H65V158H67V159H65V158H63V160H66V161H63V162H60L59 164H60V167L59 168H61V170H62V173L64 174V175H62V176H64L63 177V180L64 179H66V180H68L67 178H72V177H76L77 179H82L83 180V183H84V188H85V193H87L88 194V196H86V197H88L89 198V196L90 195H92V196H94L93 198H94V200H95V197H97V198H99V199H96L97 201H94L93 199V201L94 202H98V201H103V203H102V205L104 206V207H106L107 208V206H105L106 204L104 203V201H106V202H108L109 203V205L111 204L110 202L112 201V202H114V205L116 204L115 203V201L114 200H111V199H115V198H110V195H111V191H110V189L111 188H117L115 185H114V187H111L112 185H113V183H112V185L111 186H107V185H110L111 183H109V184H107L106 183V179H104L103 177L105 176H103V177H101V179H102V181L103 182H100L101 180L99 179L98 180V178H96L98 181V183H95L96 181V179H93V177L95 178V176L93 175H91V173L89 174V171L91 170H86V169H80V168H78V166L77 165H81V163H82V160H81V162H78L79 161V158H78ZM140 157H142V155L140 156ZM138 158V159H136V161L138 162H135V161H133V160H131V158H130V160L132 161H130L132 164H134L133 162H135L136 163V166L138 167V165H140L141 166V168L144 170V164H142L143 162H140L141 160L143 161H150V159H151V157H150V159L149 160H147L146 158L144 159L143 157H144V155H143V157L142 158ZM165 157H167V158H169L168 156H165ZM164 157V158H165ZM172 157V156H171ZM160 158H163V157H160ZM163 158V159H164ZM53 159V160H52ZM74 159V160H73ZM140 159V160H139ZM155 159V161H156V158H154ZM154 159H151V162H152V160H154ZM173 158H169V160H172ZM175 159V158H174ZM58 160V159H57ZM55 161V162H58V161ZM68 160V161H67ZM84 160V159H83ZM162 160V159H161ZM160 160V161H161ZM176 160V159H175ZM181 160V159H180ZM60 161V160H59ZM74 161H76V162H74ZM158 161V160H157ZM64 162H66L65 164H63ZM159 162V161H158ZM84 163V162H83ZM147 163H149V162H147ZM58 164V165H59ZM131 164V165H132ZM152 164V163H151ZM150 163L149 164H146L145 165V167L146 166H148V165H150L152 168H153V165H151ZM158 164H160V163H158ZM157 164V165H158ZM169 164V163H168ZM168 164H166L165 163V165H167L168 166ZM214 164V163H213ZM73 165V166H72ZM83 165V164H82ZM135 165V164H134ZM156 165V164H155ZM164 165V166H165ZM175 165H176V163H175ZM62 166V167H61ZM74 167L73 169H72V167ZM140 166H139V168H140ZM205 166V165H204ZM51 167H52V165H51ZM69 167H71V169L69 168ZM155 167V166H154ZM191 167V166H190ZM58 168V167H57ZM131 168V167H130ZM166 168V167H165ZM185 168V167H184ZM187 168V167H186ZM185 168V169H186ZM147 170H149L148 169V167L146 168ZM157 170L159 169L158 167L156 168ZM168 169V168H167ZM166 169V170H167ZM71 170H73V171H71ZM135 171H136V167H135V169H134ZM137 170H139L138 168H137ZM17 171V174L15 173ZM48 171H49V169H48ZM141 171V170H140ZM139 171V172H140ZM150 171H151V169H150ZM18 172H19V174H18ZM44 172V171H43ZM91 172V171H90ZM93 172H95V171H93L92 170V173ZM138 171L136 172V175H137V173H139ZM163 172H165V177H166V171H163ZM187 172H188V170H187ZM1 173V172H0ZM16 175H15V174ZM47 173V172H46ZM50 173V172H49ZM61 173V172H60ZM59 173V174H60ZM97 173V172H96ZM150 173V172H149ZM168 173V172H167ZM169 173H170V171H169ZM195 173V172H194ZM205 173H207V172H205ZM48 174V173H47ZM89 174V176H87ZM103 174V173H102ZM101 174V172L99 171V173H98V175H102ZM151 174V173H150ZM154 174H155V172H154ZM171 174H173V173H171ZM175 174V173H174ZM13 175H15V176H13ZM55 175V174H54ZM95 175H97V174H95ZM97 175V176H98ZM141 175H142V173H141ZM145 175H146V173H145ZM163 175V176H164ZM180 175V174H179ZM182 175V174H181ZM187 175V174H186ZM201 175V174H200ZM203 175V174H202ZM1 176H3V175H1ZM49 176H50V174H49ZM138 176V175H137ZM143 176V175H142ZM153 176V175H152ZM52 177V176H51ZM50 177V178H51ZM74 177V178H75ZM99 178H100V176H98ZM177 178H178V175L176 176ZM21 178V179H22ZM140 178V177H139ZM148 178V177H147ZM181 178H183V177H181ZM11 179V178H10ZM61 179V178H60ZM149 179V178H148ZM163 179V178H162ZM166 179V178H165ZM79 180H77V181H79ZM150 180V179H149ZM148 180V181H149ZM8 181H9V179H8ZM55 181H57V179H55ZM58 181H60V180H58ZM73 180H71V182H72ZM76 181V182H77ZM81 181V180H80ZM78 182L79 184H81V182ZM95 181V182H94ZM104 181H105V183H104ZM146 181V180H145ZM26 182V181H25ZM69 182V181H68ZM70 182V183H71ZM76 182H74V183H76ZM110 182V181H109ZM156 182V181H155ZM70 183H68L69 185H71ZM78 183H77V185H78ZM19 184H21V183H19ZM60 184V183H59ZM16 185V184H15ZM131 185V184H130ZM2 187V186H1ZM109 187V188H108ZM121 187V186H120ZM160 187V186H159ZM7 189H9L10 187H6ZM21 188V187H20ZM113 190V189H112ZM26 191V190H25ZM41 191V192H40ZM39 192L41 193V195L43 194V195H45V197H46V195H47V197L46 198H48V196L50 197V195L48 194V192L50 191V189H47L46 191H44V190H40ZM48 191V192H47ZM10 192V191H9ZM8 192V193H9ZM16 192V191H15ZM23 192V191H22ZM11 193V192H10ZM21 193V192H20ZM121 192H116V194H118V197H120V194ZM13 194V193H12ZM15 194V193H14ZM120 194V195H119ZM21 195V194H20ZM15 196V195H14ZM14 196L12 195V198H14ZM16 197V196H15ZM19 197V196H18ZM17 197V198H18ZM44 197V198H45ZM84 197H85V195H84ZM115 197H117V196H115ZM254 197V196H253ZM11 198V199H12ZM90 198H91V196H90ZM121 198H122V196H121ZM261 197H255V199L254 200H251L252 202H250L249 203V207L247 206V209L249 208L250 209V206H252V208H255L254 210L255 211H257L259 208H260V206H261V202L263 201V199H260ZM14 199H16V198H14ZM14 199H12V200H14ZM20 199V197L18 198V200ZM102 199V200H101ZM120 199V198H119ZM250 199V198H249ZM251 199H253V198H251ZM90 200V199H89ZM237 200V199H236ZM239 200V199H238ZM238 200H237V203H238ZM20 201V200H19ZM242 201H244V200H242ZM241 201V202H242ZM246 201V200H245ZM244 201V202H245ZM249 201V200H248ZM88 202V201H87ZM99 202V203H100ZM240 202V201H239ZM46 203V202H45ZM64 203H67L68 205H69V200L68 199H66L65 200V202ZM85 203V202H84ZM100 203V204H101ZM107 203V204H108ZM243 203V202H242ZM246 203V202H245ZM49 204V203H48ZM88 204V203H87ZM113 204V203H112ZM111 204V205H112ZM231 204H232V202H231ZM67 205V206H68ZM238 205H239V203H238ZM246 205H248V204H246ZM225 206V205H224ZM245 206V205H244ZM69 207V206H68ZM111 207V206H110ZM226 207H228V206H226ZM237 207V206H236ZM113 207H111L110 209H112ZM239 208V207H238ZM229 209V208H228ZM230 210H231V208H230ZM239 210H240V208H239ZM251 210V209H250ZM69 211V210H68ZM111 211V210H110ZM113 211V210H112ZM245 211V210H244ZM243 211V212H244ZM241 214V213H240ZM250 214V213H249ZM235 215V214H234ZM251 216H252V214H250ZM254 222V221H253ZM256 223H258V222H256ZM251 224V223H250ZM254 225V224H253ZM254 226H256V224L254 225ZM257 227V226H256ZM47 245V244H46ZM187 245V244H186ZM111 246V245H110ZM116 246V247H115ZM114 246V244L112 245V247H113V249H117L118 251H119V248H117V245H115ZM112 247H110V249L112 248ZM101 250H103V249H101ZM178 250V249H177ZM176 250V251H177ZM21 251V250H20ZM115 251V250H114ZM114 251H112V254L113 253H115L116 255H114L116 258H118V255L117 254H120V252L119 253H116V252H114ZM121 251V250H120ZM199 251V250H198ZM73 252V251H72ZM85 252V251H84ZM89 252H91V251H89ZM111 253V252H110ZM122 253V252H121ZM22 254V253H21ZM75 254V253H74ZM78 254V253H77ZM93 254V255H92ZM91 254V256L92 257H94V258H96V257H99L100 255H98V253H97V251L95 250V252H93ZM103 254V253H102ZM101 254V255H102ZM24 255V254H23ZM40 255V254H39ZM73 255V254H72ZM76 255V254H75ZM75 255H74V257H75ZM87 254H85V256H86ZM90 254L88 253V255L87 256H89ZM173 255V254H172ZM45 256V255H44ZM77 257L76 258H78V259H81L83 256H81V258L78 256V255H76ZM86 256V257H87ZM91 256H89L90 258H92ZM120 256V255H119ZM122 256L125 258H118L117 260L119 261V263L120 264H132L131 263V260H127V258H128V255H123V253H122ZM29 257V256H28ZM36 257V256H35ZM74 257H72V259L74 258ZM210 257V256H209ZM30 259H27V260H29V262L28 263H26V264H33L35 261L38 263V264H40V260H38L37 258H35V260H34V258H33V260H31L32 258L31 257H29ZM41 258H43L44 259V257H41ZM65 258V257H64ZM75 258V259H76ZM130 258V257H129ZM22 260H23V258H21ZM20 259V260H21ZM38 261H37V260ZM74 259V260H75ZM78 259H76V260H78ZM19 260V261H20ZM21 260V262H19L18 264H23V261ZM24 260H25V262H26V259H25V257H24ZM31 260V261H30ZM45 260V259H44ZM49 260V259H48ZM68 260V259H67ZM75 260V261H76ZM108 260V259H107ZM173 260H175V259H173ZM51 261V260H50ZM50 261H48V262H50ZM54 261V260H53ZM53 261H51V262H53ZM63 261V260H62ZM61 261V262H62ZM71 261V260H70ZM47 262V261H46ZM57 262V261H56ZM77 262V261H76ZM107 262V261H106ZM112 262V264L113 263H115V262H113V261H111ZM11 263V262H10ZM12 263H14V262H12ZM54 263H55V261H54ZM63 263H65V262H62L61 264H63ZM68 263L69 264H72V262H69V260H68ZM67 263V264H68ZM109 263V262H108ZM107 263V264H108ZM118 263V264H119ZM148 263V262H147ZM174 263H175V261H174ZM180 263V262H179ZM44 264H47V263H44ZM50 264V263H49ZM53 264V263H52ZM57 264V263H56ZM73 264H75L74 262H73ZM77 264V263H76ZM80 264V263H79ZM111 264V263H110Z\"/></svg>",
    "mask_w": 264,
    "mask_h": 264
},
{
    "label": "snow or ice",
    "instance_id": "snow-or-ice-1",
    "mask_svg": "<svg viewBox=\"0 0 264 264\" xmlns=\"http://www.w3.org/2000/svg\"><path fill=\"white\" fill-rule=\"evenodd\" d=\"M93 7L98 9L101 7L107 8L108 6L107 5H93ZM105 15H107V12H105ZM117 31H119V29H117ZM95 35L96 33L93 32L92 33L93 39H95ZM257 211L260 217V221H259V224L257 225L256 235H255L253 242L256 244L260 253L264 255V201L261 202V207ZM253 255H255V252L253 253ZM239 264H252V261L249 259H244L240 261Z\"/></svg>",
    "mask_w": 264,
    "mask_h": 264
}]
</instances>
